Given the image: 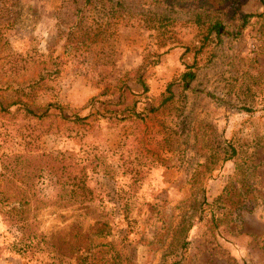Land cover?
<instances>
[{
	"label": "rangeland",
	"instance_id": "374dc122",
	"mask_svg": "<svg viewBox=\"0 0 264 264\" xmlns=\"http://www.w3.org/2000/svg\"><path fill=\"white\" fill-rule=\"evenodd\" d=\"M126 2L135 9L146 7L172 19L159 30L131 27L134 30H126L120 40L115 33L107 39L118 51L119 64H136L129 78L142 76L153 93H146L149 101L162 89L159 79L168 72L162 68H181V45L188 44L204 25L194 21L215 19L221 25L215 57L198 69L189 88L178 94L181 107L174 106L177 110L173 114L166 116L159 110L141 120L115 124L89 118L81 125L87 133L85 142L104 149H113L141 134L156 142L168 134L169 151L161 156L165 165L152 164L133 191L126 187V176L110 179L90 173L88 185L95 191L94 199L64 207L53 203V177L41 171L33 179L34 199L18 208H0V264H77L89 244H105L115 264H264L263 5L258 0ZM68 8L62 7L60 0H0V19L13 23L5 40L0 41V87L8 84L7 89H12L35 78L41 67L52 68L53 64L46 58L42 61L39 53L61 50L60 36L63 24L68 23ZM131 34L136 41L129 45L140 47L138 36L142 34L144 44L122 54ZM167 46L171 48L162 52ZM77 62L71 59L64 65L61 77L66 82H53L51 86L52 95L64 96L70 113L86 106V101L108 82L107 77L121 74L111 72L108 76ZM82 96L87 98L80 106L68 100ZM8 116L0 114V155L27 148L31 152L80 156L79 143L64 138L73 127L80 126L62 123L59 117L39 122L33 119L36 133L26 144L14 132L15 123L22 120L20 115L14 119ZM108 129L118 135H110ZM222 146L235 150V162L226 161L217 168L218 162L213 159L214 168L194 180L196 163ZM236 163L246 165L259 204L227 220L220 214L224 209H219L213 198L227 176L233 175ZM0 188H4L1 179ZM201 196L209 204L198 217ZM210 210L217 218L214 222ZM22 222L26 232L19 239Z\"/></svg>",
	"mask_w": 264,
	"mask_h": 264
},
{
	"label": "trees",
	"instance_id": "16d2710c",
	"mask_svg": "<svg viewBox=\"0 0 264 264\" xmlns=\"http://www.w3.org/2000/svg\"><path fill=\"white\" fill-rule=\"evenodd\" d=\"M138 1L143 4L144 0ZM258 1L263 5L261 11L263 13L264 1ZM60 3L62 7H69L66 16L68 23L63 24V33L60 36L61 52L54 54L49 51L44 54L39 51L42 61L46 58L50 65L53 64L51 69L41 67L35 78L26 83L16 84L12 89H7L8 84L0 87V114H7L13 119L20 115L22 120L15 123L14 132L23 138L26 144L36 133L33 119L39 122L47 117H59L62 123L80 126L73 127L74 129L64 136L79 143L80 156L72 158L44 151L31 152L27 148L19 152L1 154L0 179L4 185V188H0L1 209L18 208L34 199L32 183L41 171L53 177L56 188L53 203L58 206L87 203L94 199L95 191L88 185L90 173H99L110 179L118 175L126 176V187L135 190L152 164L160 162V165H165L161 156L169 151L168 134L158 142L141 134L130 141H121L113 149H104L85 142L87 133L81 125H85L89 118L115 124L121 121L131 122L133 119L141 120L148 113L159 110L166 116L173 114L177 110L173 108L174 106L181 107V101L176 97L189 88L196 71L209 64L215 57L216 45L220 42L219 36L222 34L221 25L217 20L206 22L195 20L196 24L199 23L198 26L204 25L202 28L199 27L188 44L181 45L178 55V66L181 68L162 82V89L157 96H151L150 101L146 93L150 95L153 93L148 91L142 76L130 79L131 70H123L119 77L110 79L99 93L90 97L84 104L86 106L72 110L71 114L64 96L57 95V98L51 94L53 82L55 84L66 82L61 77L66 63L76 59L77 64L88 70L108 74L114 61V46L107 39L119 27L159 30L167 19L170 21L172 19L167 15L163 16L160 11L146 7L135 9L126 0H60ZM195 16L197 17L196 13ZM12 24L11 20L0 19V41L5 40V35L12 28ZM164 44L162 42V46ZM170 48L167 46L162 52H167ZM57 90L53 88V92ZM83 109L86 110L81 113ZM235 154L233 148L225 149L223 146L212 150L203 161L196 163L198 170L194 180L203 175L204 171L214 168L213 159L218 162L217 168H221L226 161L235 162ZM199 169L202 172H199ZM248 175L246 165L236 163L233 175L227 176L225 184L214 196L213 202L217 203L219 209H224V212L220 213L223 219L232 220V214L250 211L259 204ZM197 204L199 217L209 203L206 197L201 196ZM210 214L212 221H216L214 210H210ZM20 224L19 239H23L26 224L23 222ZM185 244V241L181 242L182 246ZM115 262L120 264L118 261ZM41 264L46 263L42 261ZM77 264L115 263L111 262L105 244L100 246L89 244L78 257ZM172 264H178V261Z\"/></svg>",
	"mask_w": 264,
	"mask_h": 264
},
{
	"label": "crops",
	"instance_id": "0c3cea01",
	"mask_svg": "<svg viewBox=\"0 0 264 264\" xmlns=\"http://www.w3.org/2000/svg\"><path fill=\"white\" fill-rule=\"evenodd\" d=\"M125 29V30H124ZM126 30H134V28H129V27H124V26H121V27H119L117 30H116V32H115V34H114V37H115V35H116V37H118L119 38V40L121 39V35H124V32L126 33ZM128 32V31H127ZM131 33H133V32H131ZM132 35V34H131ZM133 37V35L130 37V40H127L126 41V43H125V47L123 48V50L121 51L122 52V54H127V53H130V52H132V51H134V50H138V49H140V48H142V45L144 44V40H145V38L143 37V34L142 35H140V36H138V42H139V44L142 42V45L139 47V45H137V46H133V45H129L130 43H135V41L136 40H132L131 38ZM118 40V41H119ZM133 46V47H132ZM61 52V50L60 51H56V52H54V54H59ZM44 54H46V52L44 53ZM117 56H119V54H118V51H117V49L114 47V61H113V64H112V66H111V68H110V70H109V73H114V75L117 73V72H121V71H123V70H132V68L133 67H135V65L136 64H134L133 62H130V63H124L123 65L120 63H118V61H117ZM130 64V65H129ZM134 64V65H133ZM64 68H66L65 66H64ZM162 69H165V71H168V72H166V73H162V75H161V78L159 79V82H160V86H161V84H162V82L163 81H165L166 79H168L173 73H175L176 72V70H174L175 69V67L174 68H172L171 70H169L167 67H163ZM65 70V69H64ZM109 73H108V76H109ZM113 75V76H114ZM110 78L111 77H107V79L106 80H110ZM98 80V79H97ZM86 98H87V96H82V98H68V100L70 101V104H72V105H79L80 106V104L81 103H84V100H86ZM108 131V133L111 135V134H113V133H116L117 134V131L116 130H114V132H112V130H107ZM118 135V134H117Z\"/></svg>",
	"mask_w": 264,
	"mask_h": 264
}]
</instances>
